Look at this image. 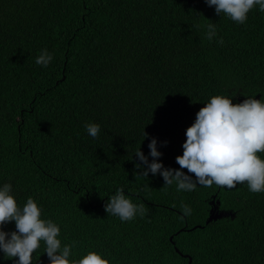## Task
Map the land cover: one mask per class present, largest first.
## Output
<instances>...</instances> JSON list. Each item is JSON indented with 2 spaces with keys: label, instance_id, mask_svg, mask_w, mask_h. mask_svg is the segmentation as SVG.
I'll return each mask as SVG.
<instances>
[{
  "label": "trees",
  "instance_id": "1",
  "mask_svg": "<svg viewBox=\"0 0 264 264\" xmlns=\"http://www.w3.org/2000/svg\"><path fill=\"white\" fill-rule=\"evenodd\" d=\"M45 49L47 67L36 63ZM217 95L264 100L259 5L239 24L206 0H0V188L59 226L70 262L94 251L109 264H264V192L247 182L177 191L136 169L139 149L152 162L155 138L157 162L195 182L176 158ZM120 188L145 205L130 221L105 211ZM213 200L230 215L207 224ZM0 230L17 231L14 221ZM45 251L41 240L32 264H50ZM0 264L18 257L0 249Z\"/></svg>",
  "mask_w": 264,
  "mask_h": 264
},
{
  "label": "clouds",
  "instance_id": "2",
  "mask_svg": "<svg viewBox=\"0 0 264 264\" xmlns=\"http://www.w3.org/2000/svg\"><path fill=\"white\" fill-rule=\"evenodd\" d=\"M206 2L209 7L215 6L218 15L224 13L239 24L245 23L247 14L256 5L264 12V0ZM207 27L208 39L211 40L215 35V24L209 23ZM52 59V55L45 49L38 55L36 63L47 67ZM86 131L96 138L100 126L89 123ZM144 137L147 138L146 133ZM164 143L166 145L167 142ZM148 147L149 155L153 158L151 163L140 149L135 153L140 161L136 164V169L140 170L138 176L147 177L149 172L153 175L159 173L166 186L175 183L177 191L191 192L197 183L204 187L215 184L234 189L237 184L247 182L251 192H264V160L257 155L264 152V100L247 98L234 105L232 99L217 95L200 109L194 124L186 130L183 155L176 158L181 169H187L195 175V182L182 171L164 168L162 163L157 162L162 153L157 151L155 138ZM11 191V184L0 188V226L14 221L17 229L12 233L0 230V249L6 256L18 257V264H32L33 252L43 240L50 264H109L107 259L101 258L94 251L70 262L69 256L74 245L61 248V241L57 239L59 226L51 220L40 219V209L31 197L22 209L18 208ZM180 207L185 216L191 215L192 209L189 206L181 202ZM144 209V204L137 206L126 198L123 188L118 189L105 205V211L118 216L122 222L132 220L138 211L143 213ZM6 237L10 238L6 240Z\"/></svg>",
  "mask_w": 264,
  "mask_h": 264
},
{
  "label": "water",
  "instance_id": "3",
  "mask_svg": "<svg viewBox=\"0 0 264 264\" xmlns=\"http://www.w3.org/2000/svg\"><path fill=\"white\" fill-rule=\"evenodd\" d=\"M219 204H220L219 201L217 203L214 200L212 201V209L210 211V217H209V219L207 221V224H209L212 221H217V220H219V219H221L223 217H227V216L230 215L229 212L219 211V207H218ZM176 251L178 253H180L178 249H176ZM183 256L187 258V256H185V255H183ZM189 264H192V259L191 258L189 260Z\"/></svg>",
  "mask_w": 264,
  "mask_h": 264
},
{
  "label": "rangeland",
  "instance_id": "4",
  "mask_svg": "<svg viewBox=\"0 0 264 264\" xmlns=\"http://www.w3.org/2000/svg\"><path fill=\"white\" fill-rule=\"evenodd\" d=\"M156 177V176H155Z\"/></svg>",
  "mask_w": 264,
  "mask_h": 264
}]
</instances>
